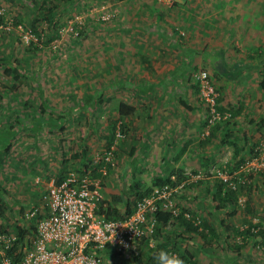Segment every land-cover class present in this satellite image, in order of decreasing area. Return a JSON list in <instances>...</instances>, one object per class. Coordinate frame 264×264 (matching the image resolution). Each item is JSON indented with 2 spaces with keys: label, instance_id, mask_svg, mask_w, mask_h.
Listing matches in <instances>:
<instances>
[{
  "label": "rangeland",
  "instance_id": "374dc122",
  "mask_svg": "<svg viewBox=\"0 0 264 264\" xmlns=\"http://www.w3.org/2000/svg\"><path fill=\"white\" fill-rule=\"evenodd\" d=\"M254 2L0 0V236L19 237L24 228L28 230V244L39 219L47 213L48 184L69 169L81 168L84 156L89 163L98 165L110 155L109 164L103 166L106 174L101 176L104 200L109 204L113 195L131 198L134 177L149 185L155 177L166 176L171 170L164 163L171 136L180 131L195 135L198 128L197 137L204 140L214 127L232 121L210 129L206 126L209 110L196 79L201 71L210 74L219 91L218 107L231 111L232 117L236 116L235 107L225 100L260 98L264 88L254 85L259 81L255 72L246 78L250 80L249 87L235 84L230 89L219 82L225 75V59L230 66L232 53L252 52L241 45L240 22L248 20V32L253 33L257 23L256 20L251 25ZM52 4L59 7L53 26L42 17ZM34 25L43 34L42 41L33 33ZM50 35L54 38L47 42ZM228 37L231 42L227 43L224 57L222 45ZM7 66H17L22 76L15 79L6 74ZM176 68L179 70L171 74ZM121 102L133 105L134 113L121 116ZM244 106L248 109L252 105L247 102ZM256 113L252 110L246 122L252 123L251 116ZM112 132L115 138L109 145ZM159 140L164 145H159ZM199 145L201 149L206 145V150L217 147L213 142ZM216 156L217 162L207 168L184 170L187 179L175 195L177 205L187 210L184 207L192 198L186 197L193 183L211 179L208 188H212L222 178L219 172L228 178L248 173L250 183L238 195L237 205L217 209L221 211L214 218L217 224L221 220V225L228 227L217 226L219 237L216 236L214 252L219 251L222 258L218 259L228 263L235 252H245L253 244L257 258L263 261L264 235L248 231L255 225L264 228L262 167L252 164L253 154L246 155L238 167L225 148H220ZM198 173L204 177H191ZM208 194L207 203L209 199L214 202ZM115 205L124 208L122 203ZM33 212L36 214L31 215ZM210 218L213 219L203 217L202 221ZM172 228L170 224L167 230ZM163 237L162 233H154L151 242L147 241L141 249L140 264L147 263L150 247ZM194 238L198 243L190 241L188 245L197 255L204 237ZM183 243L180 247H184ZM170 252L181 254L175 249ZM181 258L187 264V258L182 254ZM129 262L138 264L135 258Z\"/></svg>",
  "mask_w": 264,
  "mask_h": 264
},
{
  "label": "built area",
  "instance_id": "2783aa9c",
  "mask_svg": "<svg viewBox=\"0 0 264 264\" xmlns=\"http://www.w3.org/2000/svg\"><path fill=\"white\" fill-rule=\"evenodd\" d=\"M196 79L209 110L206 119L208 129L230 120L232 112L218 107L220 95L210 74L203 70L196 75ZM263 156L264 143L252 160L256 168H259L258 162L263 160ZM105 159L109 161L110 155ZM99 171L106 174L104 167ZM219 173L222 180L236 188L234 177L228 178ZM203 175L198 173L191 177L200 179ZM183 185L182 182L178 186H156L137 202L130 216L112 220L97 213L104 200L101 177L93 176L92 168L69 169L63 177L53 178L48 186L47 213L39 219L19 262L14 263L8 253L18 241V236H0V264H113L107 258L110 250L116 254L119 263L132 260L140 255L143 242H151L158 224L157 212H172L175 216L182 213L175 195L183 189ZM201 222L200 217L195 220L196 225ZM259 230V227L252 228L253 232Z\"/></svg>",
  "mask_w": 264,
  "mask_h": 264
},
{
  "label": "crops",
  "instance_id": "0c3cea01",
  "mask_svg": "<svg viewBox=\"0 0 264 264\" xmlns=\"http://www.w3.org/2000/svg\"><path fill=\"white\" fill-rule=\"evenodd\" d=\"M253 5L255 6V11L251 20V25H254V22L257 20L256 25H254L252 28L253 33L250 34L248 32V20L243 19L240 22L241 26L243 27V31L240 32L241 45L244 47H249L252 52L240 53L239 55L232 53L230 57H233L234 60L230 63V66H228L224 57L225 53L228 51L226 50L228 49L227 43L229 41L231 42L230 38L228 37L222 45V50H225L222 51L221 56H224L223 59H225V61L223 66L226 70L224 71L225 75L219 80V82L224 88L231 89L235 84H239L241 88L245 86L249 87L251 83H249L248 81L250 80H246V78L251 77V75H253L252 72H255V77L259 78V81L254 83V85H258L261 89L262 87L264 88V0H256ZM261 7L263 8L261 9ZM258 25H260V27H258ZM254 32L257 33L254 34ZM236 44L238 43L236 42ZM237 50L239 51V49ZM178 70L179 68L172 70L171 74H175ZM234 87L238 89L237 86ZM262 92L263 94L259 96L260 98H257V96H248L245 99V102H243L242 99L239 100L238 98L230 102L225 100L226 104L232 103L234 105L235 113L233 115L236 116H233L230 120H228H232L230 123L222 127H214L210 135L208 137L206 136L207 139L205 138L202 140V138L197 137L199 135L198 128L195 129V135H188L185 131H180L174 136H171L172 139L167 143L168 148H166V150L169 151L168 156L171 158L169 159L167 156V160H164V163L167 165L166 168L171 167L170 169H183L185 171H189L194 168L197 170L201 168H207L213 163L217 162L216 154L219 153L220 148H225V150H228V152L232 154L231 159H234L232 163L235 164L236 167L243 165V163H240L244 161L247 156L250 157L252 154L254 155L252 157L253 160L264 142L263 89ZM247 102L252 106L255 105L256 108L251 106L247 109V107L244 106L247 105ZM261 104L263 106H260ZM251 109L255 110L257 113L251 116L252 123L249 124L246 122V117L252 111ZM162 141L165 143L164 137H162ZM212 142L213 144H216L217 147L209 146V149L206 150V145L203 147V149H201V146L199 145ZM159 145H164L161 143V140H159ZM160 153L164 154V151L160 150ZM258 164L262 167L260 169L261 173H264V158L263 160L259 161ZM209 180L205 179L203 184L202 181H199L200 183L196 182L192 184L193 190H190V193L187 194L186 197L188 199L192 198V202L186 205L187 207L184 208L190 210L192 213L196 212V216L200 217L201 220H203V217H212L213 219H204V226H208H206L205 229L203 226H199V232L192 231V229H187L184 226L180 227L179 232H177V239H173V241L175 240V243L177 244L176 250L182 255H185L187 258V264H264V260L259 261L257 258L255 254L257 248L253 247V244H251L248 250L245 252H242L241 250L239 252H235L234 255H232V260L230 259L231 261L228 263H225V259H218L222 258V256L219 251L214 252L215 248L217 249L215 239L216 236L219 237V234L216 232L217 226L220 225L224 229L228 226L221 225L224 224V221L221 220L217 224L218 221L214 219L217 215V212H221L217 210L218 208H216L215 205L213 207V203L215 202L214 199V202L209 199V202L207 203L208 199H206V195H209L208 193H210V195L213 196L216 190V187L214 186L212 188H208L212 185L211 181ZM212 181L215 182V180ZM194 235H203L204 237L203 240L201 239L204 242H201V240L199 242L200 246L197 249V255L196 252L192 250V248L190 250L188 245V242L190 241H193L196 244L198 243L195 241ZM163 240L164 239H161L159 242H163ZM182 243L184 244L185 248L180 247ZM145 245H147L146 241L143 242L142 249ZM198 254H200V256Z\"/></svg>",
  "mask_w": 264,
  "mask_h": 264
},
{
  "label": "trees",
  "instance_id": "16d2710c",
  "mask_svg": "<svg viewBox=\"0 0 264 264\" xmlns=\"http://www.w3.org/2000/svg\"><path fill=\"white\" fill-rule=\"evenodd\" d=\"M61 1H68V0H61ZM57 4H52L49 8H45V12H43V19L49 21V24L51 26L55 25V16L57 15L56 9H58ZM43 9V8H42ZM38 20L35 19V22ZM3 22V19L0 18V23ZM33 33L38 36V40L42 41L44 39V36L41 32H39L36 28V26H33ZM50 34V33H49ZM54 36L50 35L48 39L46 40L51 41L53 40ZM35 42V41H34ZM33 41L31 42L32 46H35V43ZM46 42V43H47ZM5 73L8 75H12L15 77V79H18L22 76L20 69L17 66H7L5 68ZM198 82V81H197ZM199 83V82H198ZM135 107L131 104H128L126 102H121L119 106V112L121 116H128L134 113ZM116 125L114 124L115 129ZM122 129L124 132H126V125H122ZM114 132V131H113ZM112 132V133H113ZM115 138V134L113 133L111 137H109V145L113 144V140ZM79 154H76V156ZM85 160L82 162L81 168H78L82 170L83 167H88L93 169V176L95 177H101L102 172L99 171L100 168H102L106 163V165L109 164V162L106 161L105 157L99 162L98 165H95L93 163H89V160L86 156H84ZM244 172V171H243ZM242 172V173H243ZM263 174V173H262ZM65 175V172L62 173L59 178L63 177ZM173 177H175L173 179ZM187 178L184 176V170L183 169H171L170 172L166 176H157L155 177V180L147 185L143 183V180L141 178L134 177L133 181L130 185L131 190V198L126 199L125 197L121 195H113V202L110 204L107 203L105 200H103V203L100 205V208L97 210L98 214L103 215L106 219H125L128 216H130L133 211L135 210V206L137 202L147 195L150 194V192L153 190V187H163L166 184H171L173 186L180 185L183 181H185ZM234 181H236V188L233 186H230L228 182L220 179L218 180V184L215 186L216 190L213 195L215 206L216 208H222V207H233L236 206L238 203V195L241 192H244V190L248 187L250 180H248V173L244 177L237 176L234 178ZM103 192V191H102ZM132 199V201H131ZM122 203V207H118L115 204ZM2 208V202L0 197V210ZM185 212H188L190 215L188 216ZM157 218H158V224L157 229L155 231V235H159V233H162L163 237V231H165L163 242H158L155 246L150 247V256L147 258L146 264H157L155 260V254L160 252L161 250L169 251L170 249H175L177 247V244L175 243V240L177 239V232H179V228L184 226L187 229H192V231L199 232V226H203L205 229L206 226H204V221L201 222V224L196 225L195 220L198 218L195 213H192L190 210H184L182 213L178 216H175L172 212H166V211H159L157 212ZM173 225L172 230H167L168 225ZM258 225H255L253 227H257ZM36 230V229H35ZM35 230L32 235H34ZM172 231V232H171ZM251 232L252 230H248ZM166 232H169L166 234ZM261 235H264V228H260L259 230ZM28 230L21 228L19 231V239L15 244L12 246V248L8 251L10 254L12 260L14 263L19 262L24 253V247L27 244L26 243V236H27ZM31 235V236H32ZM146 244V243H145ZM185 256V255H184ZM142 255H139L135 258V263L140 264L142 262ZM181 257V254H180ZM107 258L111 260L113 264H128L129 261H123L118 262L116 254L110 250V252H107ZM130 263V262H129Z\"/></svg>",
  "mask_w": 264,
  "mask_h": 264
},
{
  "label": "clouds",
  "instance_id": "9594fccd",
  "mask_svg": "<svg viewBox=\"0 0 264 264\" xmlns=\"http://www.w3.org/2000/svg\"><path fill=\"white\" fill-rule=\"evenodd\" d=\"M234 178H233V180H234ZM255 228H257V227H255ZM31 237H30V239H31ZM25 246H27V244ZM154 258H155L157 264H184V260L179 255L172 253V252H169V251H165V250H161L160 252L156 253Z\"/></svg>",
  "mask_w": 264,
  "mask_h": 264
}]
</instances>
